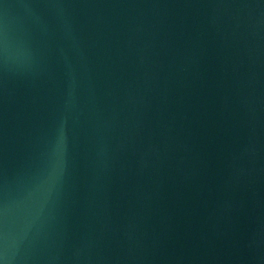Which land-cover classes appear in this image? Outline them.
Segmentation results:
<instances>
[{"label":"water","instance_id":"obj_1","mask_svg":"<svg viewBox=\"0 0 264 264\" xmlns=\"http://www.w3.org/2000/svg\"><path fill=\"white\" fill-rule=\"evenodd\" d=\"M2 264H264V0H0Z\"/></svg>","mask_w":264,"mask_h":264},{"label":"clouds","instance_id":"obj_2","mask_svg":"<svg viewBox=\"0 0 264 264\" xmlns=\"http://www.w3.org/2000/svg\"><path fill=\"white\" fill-rule=\"evenodd\" d=\"M0 264H2V262H0Z\"/></svg>","mask_w":264,"mask_h":264}]
</instances>
